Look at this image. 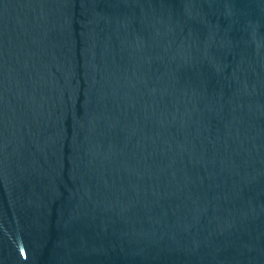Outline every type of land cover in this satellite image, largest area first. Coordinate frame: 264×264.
Listing matches in <instances>:
<instances>
[{"label":"water","instance_id":"95a60500","mask_svg":"<svg viewBox=\"0 0 264 264\" xmlns=\"http://www.w3.org/2000/svg\"><path fill=\"white\" fill-rule=\"evenodd\" d=\"M0 264H264V0H0Z\"/></svg>","mask_w":264,"mask_h":264}]
</instances>
